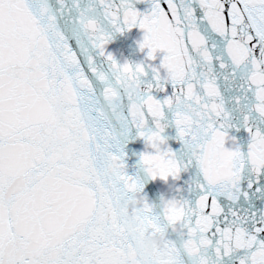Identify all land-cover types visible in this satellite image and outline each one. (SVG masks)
<instances>
[{
    "label": "snow or ice",
    "instance_id": "obj_1",
    "mask_svg": "<svg viewBox=\"0 0 264 264\" xmlns=\"http://www.w3.org/2000/svg\"><path fill=\"white\" fill-rule=\"evenodd\" d=\"M0 264H264V0H0Z\"/></svg>",
    "mask_w": 264,
    "mask_h": 264
},
{
    "label": "clouds",
    "instance_id": "obj_2",
    "mask_svg": "<svg viewBox=\"0 0 264 264\" xmlns=\"http://www.w3.org/2000/svg\"><path fill=\"white\" fill-rule=\"evenodd\" d=\"M150 243L153 244V245H159V244L163 243V241L159 237H156V238H153L150 241Z\"/></svg>",
    "mask_w": 264,
    "mask_h": 264
}]
</instances>
